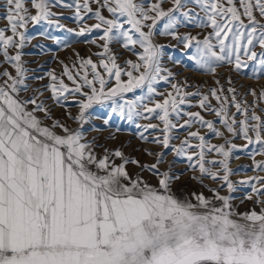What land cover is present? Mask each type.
I'll return each mask as SVG.
<instances>
[{"label": "snow or ice", "instance_id": "6c2138e0", "mask_svg": "<svg viewBox=\"0 0 264 264\" xmlns=\"http://www.w3.org/2000/svg\"><path fill=\"white\" fill-rule=\"evenodd\" d=\"M27 3L6 0L8 26L0 28V54L15 69V75L0 73V264H264V176L233 180L230 166L233 158L239 159L234 151L256 145L250 154L255 168L264 171V159H255L264 155V117L246 99H237L235 87L225 89L218 79L207 93L199 86L187 91L192 87L187 80L173 82L176 74L163 64L165 45L156 39L171 37L185 51L194 48L189 59L213 75L222 64L241 72L254 63L252 74L259 76L264 73V0H171L167 8L166 0H31L35 14ZM56 5L75 9L78 31L52 19L61 15L52 11ZM89 14L98 22L88 24ZM42 22L78 36L103 32L97 62L77 53V61L64 64L59 76L55 70L47 73L50 82L44 89L50 90L54 104L68 108L70 98L76 101L77 114L68 111L66 117L78 127L53 115V108L40 99L43 91L21 95L29 88L31 71L22 60L32 39L28 25ZM189 24L211 31L202 38L179 31ZM53 39L60 43L59 37ZM85 42L97 44L96 39ZM114 42L137 59H126L122 67L110 47ZM10 48L16 49L14 54ZM160 81L173 91L158 92ZM138 89L145 94L126 98ZM250 93L264 99V88ZM193 98H198L195 103ZM94 105L109 107L130 122L159 120L137 125L161 133L150 141L161 150L144 149L154 162L87 139L84 125ZM183 105L213 112L231 136ZM237 113L243 119L237 120ZM195 124L200 127L193 131ZM200 128L208 132L202 134ZM181 129L187 131L182 139ZM209 134L224 142L212 143ZM139 135L148 141L143 132ZM236 137L247 143H233ZM165 149L186 161L198 189H182L177 195L173 186L183 173L173 172L171 164L162 168ZM242 187L250 190L240 204L252 202L245 211L234 195Z\"/></svg>", "mask_w": 264, "mask_h": 264}, {"label": "rangeland", "instance_id": "374dc122", "mask_svg": "<svg viewBox=\"0 0 264 264\" xmlns=\"http://www.w3.org/2000/svg\"><path fill=\"white\" fill-rule=\"evenodd\" d=\"M73 0H66V3H72ZM33 14H35V9L31 8V0H28L27 5ZM171 0H166L164 7H170ZM92 7L95 8L96 5L93 3ZM189 7H192L190 4ZM53 12L59 13L61 15L55 16L52 19L59 20V22L66 26V28L75 29L76 31L80 28V23L76 21L74 8H67L61 5H56L52 8ZM199 12V8L196 9ZM7 7L6 0H0V28H6L8 26V21L6 20ZM104 15L110 17V13L107 10H104ZM203 15V13H201ZM91 17V18H89ZM89 17H86L88 24H94L98 21L89 14ZM163 22L159 25L162 27ZM181 33L190 32L193 35L199 34L201 38L209 31L211 28H200L194 25L181 26L179 28ZM27 34L32 37L31 41L25 45L23 49L25 55L22 57V60L25 62V66L31 69L29 72V79L27 83L29 88L26 92H22L21 95L24 97H29L33 95H38L39 92L43 91L44 95L40 99L45 100L49 107L53 108V115L60 118L61 120H66L67 123L72 127H78V123L73 120H69L66 117V113L71 111L73 115L77 114L76 101L71 98L68 100L70 107L65 108L62 105L54 104V101L50 99L51 92L46 91L44 86L47 85L50 81L47 77V73L50 70H55V73L59 76L62 73L64 64L71 66L74 61H77V53L81 57L91 56L94 62H97L100 57L96 53L100 52L101 49L98 47L99 43L103 41L99 40V37L103 34L102 30H95L91 34H86L85 36H78L74 32H68L66 29L57 28L55 25H48L47 22H42L39 25H28ZM6 35H11V32H6ZM53 37H59L60 43L58 44ZM93 39L97 40V44L85 42L91 41ZM157 42L165 45V55L163 58V64L165 67L170 68L175 74V81L183 83L185 80L192 85L188 88L187 91L195 92L197 86L200 89L207 93L210 88L217 87L216 80L220 81V84L224 86L225 89L228 87H235L237 89V99L238 100H247L248 105H251L255 109L256 113L261 117H264V99H257L253 97L250 93V89H255L257 94L260 90L264 88V73H261L259 76H254L252 74V67H257L254 63L250 64V67L237 72L233 69L231 65L222 64L217 67L216 74L213 75L207 71L199 69L196 63L189 59V55L193 54L195 49L184 50L182 44H178L176 40H173L171 37L157 36ZM65 44L67 46H65ZM112 51L118 57L117 63L122 67L124 66V61L128 58L136 60L137 57L131 52L124 49L119 42H114L110 45ZM10 53L14 54L16 49L10 48ZM257 51L259 48L257 47ZM179 61V63H177ZM8 70L15 75V69L12 67L11 63L6 62L3 55L0 54V73ZM102 70V69H100ZM44 77L43 80L36 79V77ZM231 77L232 84H228V78ZM4 77L0 76V82ZM122 79H127V77L122 76ZM65 82L71 85V81H68L65 77ZM111 83H114L112 81ZM111 83L108 86H111ZM158 92H167L173 91L170 87V84L165 81H160L157 85ZM85 91H88L85 88ZM146 90H136L135 93H128L127 99H134L136 96L145 94ZM225 94H228L225 92ZM155 99H163V97L156 96ZM198 98H193V103ZM212 104L218 105V102L215 98L210 97ZM123 103V101H120ZM186 111H200L201 115L205 116L206 119H210L216 122V126L224 131L227 136L231 134L227 133L226 129L222 124L219 123L218 118L213 112H204L198 106L192 107L188 105H183ZM91 111V120L84 125V131L87 139L92 140L95 138L97 144H101L104 147L115 149L121 148L127 155L140 159L142 162H154V158L146 156L144 154L145 148H151L153 150L159 151L160 146L151 143L152 139L160 135L161 133L158 130L149 129L144 131L143 128L137 127L138 124L143 125L147 123H157L161 122L155 117H151L149 120L137 119L135 122H130L126 118H121L117 113H111L109 107L104 105H94ZM159 111V110H158ZM236 109L232 107L230 112H235ZM250 114V113H249ZM149 115V114H145ZM109 123L105 124L104 120L109 118ZM237 120L243 119L242 115L236 114ZM183 119H187L186 116ZM183 119L180 123L183 122ZM200 126L198 124L193 125L192 129L195 131ZM202 134L208 132L206 128H200ZM143 132L145 136L148 137V141H144L140 138V133ZM187 134V131L184 129L179 130L180 138ZM250 135L253 133L250 132ZM208 138L211 139L212 143H223V137H216L211 134L208 135ZM197 141H193L196 143ZM233 143L237 145H244L247 143L242 137H236L232 140ZM175 144H179L180 140L173 141ZM257 148L256 145H249L248 149L236 150L233 153V157L239 156V159L233 158L230 161V166L235 170V174L232 176L233 180H240L249 176L261 175L264 176V171H260L255 168L254 161L251 156V152ZM98 152H103V148H98ZM166 152V163L162 165V168H167L169 164L172 165L173 172L183 173L180 179L174 184L173 189L176 191L177 195H181V190L192 191L199 188V185L195 181L191 180L192 172L186 171V161L184 159L174 158V154L171 152V149H165ZM216 156L215 153L212 154ZM256 160L264 159V155L257 154L255 156ZM174 161V162H173ZM120 163L119 159L116 161ZM134 168L135 166H129ZM145 175H150L145 173ZM153 182H155L153 178ZM206 183L212 184V181H207ZM213 186H215L213 184ZM245 187L240 188L234 195L237 197L235 201L237 204H240V200L244 198L246 191H249ZM226 194V193H225ZM252 207V202L245 200L243 204H240V211H245ZM259 210V209H257Z\"/></svg>", "mask_w": 264, "mask_h": 264}]
</instances>
